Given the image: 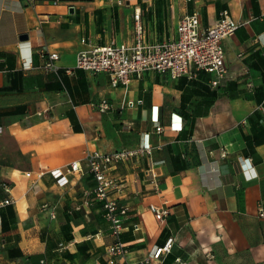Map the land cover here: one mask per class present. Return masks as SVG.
Listing matches in <instances>:
<instances>
[{"label":"crops","instance_id":"0c3cea01","mask_svg":"<svg viewBox=\"0 0 264 264\" xmlns=\"http://www.w3.org/2000/svg\"><path fill=\"white\" fill-rule=\"evenodd\" d=\"M224 9L239 26L223 40L217 86L204 70L191 79L146 71L112 86L107 72L75 67L81 38L133 40L137 11L153 43L175 39L186 14L206 28ZM53 51L57 69L46 71ZM0 127V264H108L114 238L86 157L145 142L149 154L107 171L118 183L110 197L129 208L127 259L172 235L161 264H264V0H0ZM72 161L81 170L57 183L51 171ZM151 161L157 189L145 180ZM153 205L169 209L163 221Z\"/></svg>","mask_w":264,"mask_h":264},{"label":"built area","instance_id":"2783aa9c","mask_svg":"<svg viewBox=\"0 0 264 264\" xmlns=\"http://www.w3.org/2000/svg\"><path fill=\"white\" fill-rule=\"evenodd\" d=\"M33 1V0H28ZM124 0H119L122 3ZM72 7V5H70ZM140 12L134 14L135 34L133 40L117 44L111 41L104 45H96L86 38H81L85 44L76 56V68L84 69L91 73L107 72L110 76L112 86H127L133 76L140 77L146 71H156L169 74L172 78L187 76L195 78L200 70L214 75L210 83L217 86L226 74L225 53L223 40L235 33L239 22L233 18L228 9L220 13L218 20L203 28L200 26L198 13L184 15L177 25V37L162 42L147 43L143 37V27L139 21ZM59 54L55 51L48 53L42 67L46 71L57 69L55 61ZM72 73L71 68H66ZM141 100L126 101L127 105L134 106ZM99 110L106 111L110 104L103 99L99 104ZM0 127V132H1ZM156 131H162V126H157ZM152 146L145 142L137 148H123L112 152H101L95 150L86 157L88 170L95 179L92 189L94 198L101 202L105 218L110 222V234L114 241L107 247L108 264H117L119 260L125 264H161L162 256L171 252L175 245V237L168 236L161 245H156L149 254L138 262H131L127 259L128 249L120 239L121 233L125 230L124 224L128 216V206L118 203L109 195V189L117 187L118 183L114 178L107 175L109 168L123 160L137 158L151 152ZM226 154V150H222ZM81 170L79 161H72L70 164L52 170L57 183L63 185L69 182L68 174ZM145 180L155 189L158 187L157 171L151 161L145 169ZM4 187L9 191L10 186L5 183ZM13 198L7 196L1 202L8 204ZM156 218L163 221L169 214V209L163 206H152ZM260 217H264V206L258 208ZM141 228L138 222L133 224L134 230ZM178 264H186L185 261L177 258Z\"/></svg>","mask_w":264,"mask_h":264},{"label":"water","instance_id":"95a60500","mask_svg":"<svg viewBox=\"0 0 264 264\" xmlns=\"http://www.w3.org/2000/svg\"><path fill=\"white\" fill-rule=\"evenodd\" d=\"M20 37H21V39L27 38V34H22Z\"/></svg>","mask_w":264,"mask_h":264}]
</instances>
